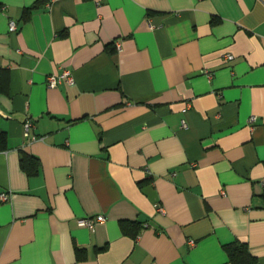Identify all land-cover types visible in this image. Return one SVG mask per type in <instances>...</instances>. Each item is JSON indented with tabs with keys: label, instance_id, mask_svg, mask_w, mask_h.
<instances>
[{
	"label": "crops",
	"instance_id": "crops-1",
	"mask_svg": "<svg viewBox=\"0 0 264 264\" xmlns=\"http://www.w3.org/2000/svg\"><path fill=\"white\" fill-rule=\"evenodd\" d=\"M0 3V264H264V0Z\"/></svg>",
	"mask_w": 264,
	"mask_h": 264
},
{
	"label": "trees",
	"instance_id": "trees-1",
	"mask_svg": "<svg viewBox=\"0 0 264 264\" xmlns=\"http://www.w3.org/2000/svg\"><path fill=\"white\" fill-rule=\"evenodd\" d=\"M37 3L34 2L32 5L26 7L27 12H30V9L36 7ZM0 9H2V4L0 3ZM9 91V71L7 68L0 66V94H6ZM6 133L5 131L0 132V149L6 146ZM20 165L28 173L32 174L37 172L40 165L39 159L32 155L31 153L23 150L20 156ZM128 223H131L126 220H122V228L125 231ZM139 226H137V230ZM105 247V246H104ZM227 252L228 260L225 264H256L257 257L253 255L246 242L235 239L224 245ZM76 258L80 259L82 257V248L76 247Z\"/></svg>",
	"mask_w": 264,
	"mask_h": 264
},
{
	"label": "built area",
	"instance_id": "built-area-1",
	"mask_svg": "<svg viewBox=\"0 0 264 264\" xmlns=\"http://www.w3.org/2000/svg\"><path fill=\"white\" fill-rule=\"evenodd\" d=\"M8 28H9V30L16 29V23L13 19H10L9 24H8ZM119 45H120L119 42H116V46L119 47ZM226 56L229 59L232 57L231 54H226ZM63 79H65L69 82L72 81V76L70 75L69 70H63V72H61V73H53V72L49 73L46 76V85L49 87L56 86ZM253 118H254V116H251L250 119H253ZM182 123H183V125H185L184 121ZM31 126H32V121L30 119H26L23 123V135H24V137H26L30 140H33V139H35L36 136H34L33 134L30 133ZM260 184H261L262 190L264 192V178H262L260 180ZM7 197H8L7 192H0V198L1 199H6ZM158 208L161 211H163L162 207H158ZM105 218L106 217L104 214H97L95 216H87V217L79 219L78 224L86 226L87 228L93 230L95 228V225L97 223L104 222ZM189 243L193 244L194 240L190 239Z\"/></svg>",
	"mask_w": 264,
	"mask_h": 264
}]
</instances>
